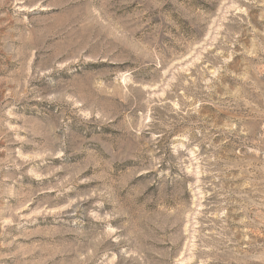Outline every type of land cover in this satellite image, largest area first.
<instances>
[{"label":"rangeland","instance_id":"1","mask_svg":"<svg viewBox=\"0 0 264 264\" xmlns=\"http://www.w3.org/2000/svg\"><path fill=\"white\" fill-rule=\"evenodd\" d=\"M0 264H264V0H0Z\"/></svg>","mask_w":264,"mask_h":264}]
</instances>
